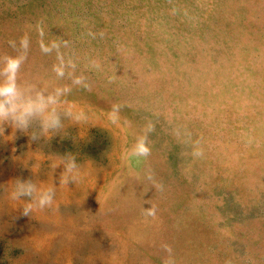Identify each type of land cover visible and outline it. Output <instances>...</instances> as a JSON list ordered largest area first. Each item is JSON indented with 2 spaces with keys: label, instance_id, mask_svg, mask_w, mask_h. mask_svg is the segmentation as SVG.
I'll return each instance as SVG.
<instances>
[{
  "label": "rangeland",
  "instance_id": "374dc122",
  "mask_svg": "<svg viewBox=\"0 0 264 264\" xmlns=\"http://www.w3.org/2000/svg\"><path fill=\"white\" fill-rule=\"evenodd\" d=\"M9 58L88 119L3 126L0 264H264V0H0Z\"/></svg>",
  "mask_w": 264,
  "mask_h": 264
},
{
  "label": "clouds",
  "instance_id": "9594fccd",
  "mask_svg": "<svg viewBox=\"0 0 264 264\" xmlns=\"http://www.w3.org/2000/svg\"><path fill=\"white\" fill-rule=\"evenodd\" d=\"M19 60L9 58L0 65V134L4 125L22 133L35 122L39 132L51 136L63 128L62 116L79 125L87 122V115L73 104H67L61 90L45 92L33 86H23L17 80ZM35 140L37 136L32 134ZM56 166H62L59 183L75 182L79 177L80 165L71 154L58 157ZM8 197L12 201H24L22 214L28 216L33 206L41 209L53 205L54 187H41L30 179L15 178Z\"/></svg>",
  "mask_w": 264,
  "mask_h": 264
}]
</instances>
